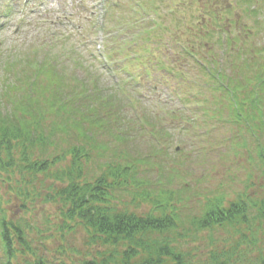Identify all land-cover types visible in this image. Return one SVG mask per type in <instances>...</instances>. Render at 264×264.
I'll return each instance as SVG.
<instances>
[{"label":"rangeland","instance_id":"obj_1","mask_svg":"<svg viewBox=\"0 0 264 264\" xmlns=\"http://www.w3.org/2000/svg\"><path fill=\"white\" fill-rule=\"evenodd\" d=\"M137 1L143 0H10L9 4L14 8L13 16L8 22L3 18L0 20V27L6 24L0 29V69L5 68L7 62L13 63L18 59L19 62L13 63L11 69L6 66L7 70L21 69L19 77L8 78L17 84V78H22L23 71L33 72L28 69L31 66L27 62L31 58L29 53L42 52L44 42L49 38V45L56 35L70 36L80 42L77 50L82 54L83 61L79 65L68 61V70L88 86L101 88L106 95L117 92L115 98L126 103L123 115L129 116L134 126V139L131 141L112 136L116 133L113 124L112 133L109 130L100 132L97 146L90 140L86 147L92 154L90 163L86 165L88 177L93 179L104 174L111 162L118 164L126 157L133 162L137 159L139 177L146 182L144 189L156 190L158 201L162 200L160 191L168 189L181 198L175 208L179 216L177 226L172 231L147 234L148 243L167 242L181 252L190 264H264V222L257 223L255 235L236 223L203 228L204 225L198 222L205 211L206 200L224 195L227 202H232L246 193L250 196L261 194L264 182L254 136L236 123L228 98L221 92L214 93V98L209 97L210 94L201 99L202 104L198 108L191 107L192 102H184V97L194 91L198 80L204 78L199 77L190 59L181 55L184 47L190 48L191 43L201 40L196 36L195 29L202 32V37L209 30L212 37L206 38L210 42L204 44L213 46L218 68L225 70L227 78L232 81L236 77L252 78L257 67L245 71L229 68L233 57L241 61V52L238 55L236 51L239 48L246 50L243 58L264 64V0H147L141 3L139 11L129 9L136 6ZM130 10L136 13L125 17ZM209 11L216 13L221 23L213 22L215 15L209 16ZM143 21L148 27L156 21L161 31L159 27L158 31L151 30L149 36L146 32L140 33L133 24ZM218 26L223 29V36H220ZM236 37L240 42L234 43L235 51L222 54L226 48L218 46L220 38L228 41ZM121 45L128 48L131 57H141L142 64L130 68L132 73L142 76L133 87L124 82L127 76L118 71L125 57H114L116 64L109 59L108 52L114 50L111 48L118 50ZM196 45L200 44L196 42ZM200 53L202 58L210 60L207 49L200 50ZM155 56L162 57L166 66L173 62L175 73L184 72L186 80L182 82L176 74L151 67L158 62ZM146 68L149 73H144ZM5 75L0 70L2 113L11 106L5 97L8 94L5 93L4 84L8 82ZM164 75L166 78L163 79ZM160 107L164 109L161 118L158 115ZM192 108L197 110L196 115L189 119ZM156 118H160V125H156ZM144 121L151 124L146 125ZM140 126L146 127V130L140 129ZM171 128L175 130L167 131ZM59 137H55L62 144L59 150L86 145L84 139ZM54 149L50 148L46 153L55 152ZM65 162L69 163V160ZM64 167L57 165L55 169ZM2 177L6 180L5 176ZM19 178V174H14L8 182L0 183V216L4 213L10 220L22 219L24 225L30 226L26 238L30 240L32 252L51 261L80 264L81 260L97 252L108 256L121 250L122 244L116 249L111 244L90 242L82 229L63 238L58 229L57 208L43 198L50 193L54 178L42 176L40 181L44 185L36 182V189L31 192L34 200L28 202L27 209L17 197L22 184ZM39 189L40 200L35 196ZM128 191L117 193V206L130 207L131 210L138 207L140 213L153 210L154 200L138 199L136 193L135 203L132 204V192L137 190L129 188ZM38 229L43 233L42 237ZM62 248L65 252H61ZM22 251L17 253L13 264H32L31 253L26 256L21 254ZM146 254L140 255L132 264H143ZM229 256L230 259L232 257L231 263ZM165 263L172 264L170 260ZM0 264H4L1 248Z\"/></svg>","mask_w":264,"mask_h":264},{"label":"trees","instance_id":"obj_2","mask_svg":"<svg viewBox=\"0 0 264 264\" xmlns=\"http://www.w3.org/2000/svg\"><path fill=\"white\" fill-rule=\"evenodd\" d=\"M9 1H0V20L3 18L5 22L12 18L14 11ZM145 1L147 0L137 1L136 6L129 9L139 11L141 3ZM134 10H130V13L124 16L131 17L136 13ZM208 15L211 17L215 15L212 21L221 23L216 13L209 11ZM4 25L6 24L3 23L0 29ZM133 25L139 28L140 33L146 32L148 36L151 30L158 31L160 27L156 21L150 24L151 27H148L145 21L136 22ZM218 28L221 31L220 36H223V29L220 26ZM159 29L161 31V27ZM195 34L201 38L199 41L196 40L200 45L197 46L196 42L191 43V49L184 47L183 50V53L188 56L183 53L181 55L190 59L197 68L199 77L202 76L204 80H198L199 83L193 89L194 91L184 97L186 98L184 102L186 104L192 102L191 107L198 108L202 104L201 99H205L206 96L211 94L209 97L214 98V93L224 94L230 101L229 108L236 123L244 126L254 136L264 182V64L259 62L257 64V62H250L243 58L246 50L236 49L234 43L240 42L237 37L228 41L220 38L221 44L218 46L224 45L223 47L226 48L225 52L222 50V54L227 55V51L232 53L235 49L238 55L241 52L239 62L231 54L233 58L229 69L239 68L245 71V69L251 70L252 67H257L252 78L236 77L232 81L230 77L227 78L225 70L218 68L213 46L211 47L209 43L204 44V42H210L205 39H210L212 33L208 30L202 37V32L195 29ZM51 39V45H49L50 38L44 42L42 52L30 50L32 51L29 53L31 58L27 62L31 65L28 69L33 72L23 71L22 78H17V84L9 81L8 78L19 77L21 69H7H11L13 63L19 62L18 59L13 63L7 62L5 68L3 66L0 69L6 73L4 78L9 82L4 84L7 90L5 93H8L5 97L9 101V106L11 105L7 112H0V183H6L14 174H19L22 184L17 197L22 206L27 209L28 202L34 200L31 192L36 189V182L43 184L40 181L42 176L54 178L50 193L43 198L45 202L56 206L58 229L63 238L77 229H82L88 240L94 244H111L116 249L119 244L123 245L121 250L118 249L108 256L97 252L96 255L81 260L80 264H132L145 253L147 254L143 264H166L168 260L172 264H190L185 261L186 257L181 252L172 248L171 244L167 242L152 244L146 241V235L149 233L168 232L177 226L179 216L175 208L177 200L181 198L175 191L169 189L160 191L162 200L158 201L156 190L143 188L146 182L141 181L143 178L139 177L137 159L133 162L129 157L124 158V161L118 164L116 161L111 162L106 166L105 173L100 176L93 179L88 177L86 165L90 163L92 154L86 147L90 140L97 146L100 132L109 130L112 133L113 124L116 133L111 134L112 136L117 135L116 138L120 140L131 141L134 139L132 134L134 126L132 119L123 115L122 110L125 109L123 105L126 103L120 98H115L118 95L117 92L106 95L101 88L88 86L86 82L79 80L68 70V61L72 64L78 63V65L83 61L82 54L77 50L80 42L77 43L75 39L66 35H56ZM54 48L55 51H53ZM56 48H58L57 51ZM111 49L114 50H110L108 55L112 64H116V60L113 61L114 57L116 59L125 57V62L118 71L127 76L124 82L133 87L134 83L142 79V76L132 73L130 68L142 64L141 57H131L130 51L123 45L118 50ZM205 49H207L210 60L201 57L200 50L205 51ZM155 59L158 62L151 64V67H155L156 70L161 69L160 71L164 73L176 74L182 82L186 80L184 72L175 73L177 71L173 62L166 66L162 62V57L155 56ZM148 68L144 70V73H149ZM164 78H166L165 75ZM12 92L15 94L12 95ZM193 108L190 109L192 115L189 119H193L192 116L196 115L197 110ZM162 110L164 109L160 107L158 115ZM52 117L56 119H51ZM159 117L161 118V115ZM160 118L154 119L157 121L156 125H160ZM144 122L146 125L151 124L149 121ZM190 123L189 121L188 124ZM140 127L146 130V127ZM174 130L175 128H171L167 131ZM60 135L67 136L68 139H84L86 145L78 144L68 150H59L62 144L60 145V141H56L55 137L60 138ZM50 148H55L52 156L50 155L52 152L46 153ZM66 159L69 163L65 162ZM57 165L65 167L55 169ZM177 169L179 170L178 167ZM2 176H5L6 180H3ZM129 188L137 190V192H132L134 196L132 204L135 203L137 193L138 199L154 200L153 210L140 213L138 207L135 208L136 210H131L130 207L117 206V193L127 192ZM261 191L263 193H256L253 196L246 193L238 201L232 202H227L224 195L208 199L204 207L205 211L198 218V222L204 225L203 228L236 223L245 226L246 232L255 235L257 223L264 222V186ZM35 196L40 200V189L36 191ZM21 221L22 219L10 220L4 213H1L0 248L4 264H13L17 253L22 250L23 255L27 256L31 253L32 264H66L64 261H51L32 252L30 240L26 238L30 226L24 225ZM38 231L39 236L42 237L43 233L40 229ZM242 233L245 234V232ZM61 252H65V248H62ZM231 261L232 257L230 263Z\"/></svg>","mask_w":264,"mask_h":264}]
</instances>
